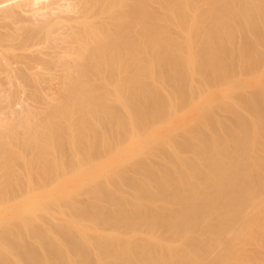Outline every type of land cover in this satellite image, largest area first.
<instances>
[{"label":"bare ground","instance_id":"bare-ground-1","mask_svg":"<svg viewBox=\"0 0 264 264\" xmlns=\"http://www.w3.org/2000/svg\"><path fill=\"white\" fill-rule=\"evenodd\" d=\"M262 215L264 0H0V264H264Z\"/></svg>","mask_w":264,"mask_h":264},{"label":"rangeland","instance_id":"rangeland-1","mask_svg":"<svg viewBox=\"0 0 264 264\" xmlns=\"http://www.w3.org/2000/svg\"><path fill=\"white\" fill-rule=\"evenodd\" d=\"M249 176H250V174H249ZM252 176V175H251ZM256 187V185L255 184H253V187ZM242 197H240V199H241ZM246 203H249V202H247L246 201ZM245 203V204H246ZM240 204H243L242 202H240ZM250 205H252V203L250 202ZM230 217L234 220V221H236V222H238V221H240V219L243 217V216H237V212L236 213H231L230 214ZM248 217L249 218H254V214L253 213H251V214H248ZM255 219V218H254ZM258 221H260L261 223H262V225H264V215H262L261 217H259V220ZM231 228H232V226L230 227V228H228L227 229V231L226 232H229V233H231ZM262 230L261 229H256V232L257 233H259V232H261ZM244 232L246 233L247 232V229L245 228L244 229ZM252 234L253 233H251L250 235H247V234H243L242 235V237L243 238H245L246 239V241H249V240H251V238H252ZM230 234H228V235H226L225 237H224V239H223V241L226 239H228L229 241H230ZM243 246H245V245H243ZM248 246V245H247ZM249 248H247V247H245V249H247V251H248V253H249V251L253 248L254 249V247H253V245H249L248 246ZM238 249H241V248H238ZM252 249V250H253ZM246 251V250H245ZM247 251H246V254H248L247 253ZM251 252V251H250ZM208 253V252H207ZM251 254V256H253V257H261V258H263L261 255H259V253L257 252L256 254H253V253H250ZM210 257H212V256H210Z\"/></svg>","mask_w":264,"mask_h":264}]
</instances>
